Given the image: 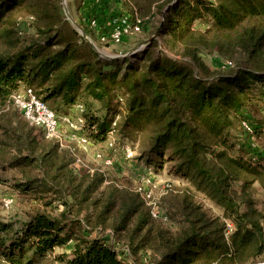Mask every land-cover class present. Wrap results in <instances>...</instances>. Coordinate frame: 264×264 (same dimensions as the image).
Returning a JSON list of instances; mask_svg holds the SVG:
<instances>
[{
  "label": "trees",
  "instance_id": "trees-1",
  "mask_svg": "<svg viewBox=\"0 0 264 264\" xmlns=\"http://www.w3.org/2000/svg\"><path fill=\"white\" fill-rule=\"evenodd\" d=\"M122 1L139 15L159 14L164 18L159 33L167 37L162 43L157 38L146 42L132 57L108 61L65 18L60 0H0V104L11 102L24 86L65 111L80 104L84 133L103 143L102 152L110 151L106 139L111 134L135 151L130 136L139 133L136 158L152 170L169 162V172L190 184L178 194H166L172 195L173 230L156 226L165 220L153 218L137 194L114 181L104 183L100 169L75 167L69 149L48 140L54 144L36 159L33 138L15 137L18 152L10 164L35 165L40 172L39 178L16 185L26 190L39 184L44 195L38 198L48 196L45 205L58 201L65 209L57 215L36 209L19 224L0 219V264H49L58 247L64 249L53 259L61 264L146 262L147 247L158 255L155 264L261 260L264 215L252 189L255 182L264 184V148L246 139L264 135V118L257 119L250 107L255 100L264 117V0ZM25 36L23 46L10 39ZM203 53L226 64L212 70ZM106 65L112 67L105 70ZM54 147L72 156L70 169L56 164ZM197 193L233 219L229 243L223 221L202 208ZM74 204L80 232L64 221ZM108 219L113 233H125L130 261L104 236Z\"/></svg>",
  "mask_w": 264,
  "mask_h": 264
},
{
  "label": "rangeland",
  "instance_id": "rangeland-1",
  "mask_svg": "<svg viewBox=\"0 0 264 264\" xmlns=\"http://www.w3.org/2000/svg\"><path fill=\"white\" fill-rule=\"evenodd\" d=\"M82 1L84 0H60L63 14L65 18L70 22V24L78 31V33L83 35L85 40L89 42L96 51H98L100 56L104 59H107L108 61L116 58H123L126 55L132 57V55H134V52L137 53L138 51L142 50L146 42H148V38L151 35H153V33L158 28L160 21L162 19V17L159 14L153 15L152 17H150L148 14L145 16L139 15L145 21V23L147 22L146 24L147 26L145 28H141L136 33H130L125 35L120 43H112L110 40L103 41L99 39L100 37L99 32H97V30L93 28L89 29L84 23V21L81 19L80 10L82 8ZM122 6L123 8L125 7L128 12H130L128 4H125L124 2L121 1V7ZM84 28L89 32V35L86 36L84 34V30H83ZM107 30L108 29L104 31L107 32ZM29 36H25L23 38L15 37V39L14 38H10V39L12 40V43L18 42L20 46H23ZM166 37L167 36H162L161 33H159L157 39L159 40L160 43H162V40H164ZM89 38H91V42L89 41ZM202 59L205 62V64L212 70H217L220 68V66L226 64L222 59H219L218 57L208 53L205 54L203 53ZM110 67L112 66L106 65L103 67V69L107 70L110 69ZM47 104L50 107L52 106L51 108L57 111L59 110V112L63 113L65 111V108L62 105L58 107L57 104H52L48 102ZM250 107L252 114L257 119L264 118L258 113L257 111L258 105L256 104L255 100L253 104L250 105ZM93 108L95 110H99L100 106L97 103L96 104L93 103ZM68 112H70L74 118H76L79 115L77 112L74 111H68ZM68 112L65 111V113ZM125 135L127 136V132ZM21 136L24 139H28V140H31L33 138V142H34L33 155L36 159L39 158L42 153L46 152L48 148L52 146V144H54L53 142L48 141L43 137L42 130L39 127L28 124L20 114L19 110L12 104V102H9L7 100L2 104H0V196L2 195V196L12 197L13 203L8 208L3 207L0 203V219L5 221L8 220L17 221L16 223L25 219L28 214H31L36 209H40V210L46 209L48 211H51L55 215L61 213L65 209V206L59 203L58 201L52 202L49 205H45V203L48 201V196L44 198L43 201L38 198V195L40 194L44 195L43 189L39 186V184H35V186L29 185L28 187H33V188L26 190H23L20 188V186L16 185L18 183L26 182L25 178L26 179L39 178L40 176V172L38 171V168L35 165L10 164L14 161V157L17 156V152H18L17 148L13 145L15 141L14 138L15 137L18 138ZM130 137L131 139H133L136 148L134 158L131 159L130 161L124 160L121 162L119 160L121 153L119 150H117L115 151L116 156H115V164L113 167L108 166L107 168L106 167L107 165L103 163V161L105 160V156L107 155L106 154L107 152L103 153V156L98 155L99 153H101L99 149L102 148L103 143L94 142V145L91 146V152L77 151L76 153L83 159L86 165H91L94 168L104 170L108 180L116 182L117 184H119L120 188H123L129 191L130 193L134 194L135 193L134 187L139 182L138 178H140L141 176L145 177L146 173L144 171L145 162L136 158L137 156H139L140 134L132 132ZM251 141H253L256 147H259V149L264 148V135H260V137H254V138L249 137L248 141L246 139V142H251ZM242 142H244V140ZM53 149H54L53 155H55L54 160L56 164L61 162L66 163L67 168L70 169L72 156L70 157L68 153L67 155H65L64 152L61 150L66 148L59 149L58 147H54ZM118 165L121 168V170L117 168ZM130 165H135L136 168L135 173L133 170L130 169ZM170 166L171 163L166 162L162 169L153 170L155 179H151L149 187L152 190V194L158 199V201L160 199L161 212H163L165 216L164 223L162 222L160 223L157 221L156 226H162L164 227V229L173 230L175 221L172 219V214L169 212V208H170L169 204L170 202H173L171 200L172 195L162 196L159 193L162 190L164 184L167 182L171 184V189H173L171 192L175 194L176 193L178 194L182 190L189 188L190 184L188 181L182 179L181 177L175 175L174 173H170L169 172ZM252 190L254 194L253 199L255 206L258 209H261L264 215V207H263L264 184H259L255 182ZM195 199L202 204V208L205 211H207L209 215H211L212 217H218L219 220L223 221L225 225V229H224L225 237L227 242L229 243L228 238L231 227L229 225H232L231 229H233L234 227L233 219L230 216L224 214V210L221 207L214 204L203 194L197 193ZM69 201H72V198H70ZM45 206L46 208H44ZM77 208H78L77 205L74 204V207L71 209V212L67 214V217L65 218L64 221L70 228L72 227L75 231L78 230L80 232L79 229L80 224L78 223L79 222L78 218H73L74 215L77 213L76 212ZM84 213H85V209H83L79 214H77V217H82ZM89 222L91 224V215L89 218ZM111 222H112L111 219L107 220V226L104 232V236L110 238V241L113 242L114 247L118 251L119 255L122 258H124V260L130 261L131 256L129 254L126 255L124 252L128 248L127 247L128 241L126 235L124 232L113 233L110 226ZM132 226H134L133 220L129 222V228H131ZM136 240L137 239H135L134 242L135 244H136ZM63 249H64L63 247L55 248L54 251L48 257L49 259L48 263L61 264L60 262H54L53 258L59 253H61ZM145 249H146V254L148 255L147 257H149L148 261L141 262L140 260H136L135 264H155L158 261V255L155 252L153 253V251L149 247ZM138 251L139 250H136V254H134L135 258L138 257L139 255ZM150 259L151 262H149ZM260 259L264 260V253L262 254V256H260ZM255 263L256 260L247 262L246 264H255Z\"/></svg>",
  "mask_w": 264,
  "mask_h": 264
},
{
  "label": "built area",
  "instance_id": "built-area-1",
  "mask_svg": "<svg viewBox=\"0 0 264 264\" xmlns=\"http://www.w3.org/2000/svg\"><path fill=\"white\" fill-rule=\"evenodd\" d=\"M110 1L116 0H109V2ZM84 2L85 0L82 1V6ZM83 19L86 21L85 24L89 29L93 28L99 32V39L103 41L110 40L112 43H120L125 35L136 33L143 26V19L135 12L133 14H112L108 20L110 22L109 25L111 26L107 32L99 30V28H102V24L96 16H87L83 17ZM89 41L91 42V38H89ZM11 102L19 110L20 114L28 124L39 127L43 131L44 137L47 140L55 141L61 148H67L73 152V155L75 156V167L82 165L90 172L93 171V168L88 167V165L84 163L83 159L76 153L77 151L91 152V146L94 145V141L84 133L85 127L81 116L83 107L80 104H77L75 107L68 110L77 112L79 115L76 118H74L68 111V113L57 114L34 93L31 87L28 86L21 87L18 91L14 92L11 95ZM117 117L118 116H115L113 119V125L115 124ZM117 137L118 136L111 134L106 139L107 149L110 151L106 153L107 155L105 156L103 163L107 165V168L108 166H114L116 156L115 151L117 150L121 153L119 158L121 162L124 160L130 161L135 155V151L133 147H131L130 143L124 141L122 144H119L117 143ZM118 145H120V147H118ZM100 152L101 153L98 154L99 156H103V153H105L104 151ZM117 168L121 170L119 165ZM100 170L103 171L105 176L104 183L113 182L108 180L104 170ZM144 171L146 176L138 178L139 182L134 187V192L143 201L145 206L149 208L150 214L153 218L165 220V216L163 212H161L160 199L158 201V199L152 194V190L149 187L151 179H155L153 174L154 171L148 167H145ZM114 183L119 185L116 182ZM172 190L171 184L167 182L164 184L159 194L164 196ZM0 203L3 207L8 208L12 205L13 198L1 195ZM229 226L232 227V225ZM231 227L230 231L232 230ZM255 264H264V260H258Z\"/></svg>",
  "mask_w": 264,
  "mask_h": 264
},
{
  "label": "crops",
  "instance_id": "crops-1",
  "mask_svg": "<svg viewBox=\"0 0 264 264\" xmlns=\"http://www.w3.org/2000/svg\"><path fill=\"white\" fill-rule=\"evenodd\" d=\"M121 1L122 0H116L114 2H109L108 4L102 3L101 1L98 0H85L80 12H81V19L84 21V23H86V21L83 19V17H87V16H98L101 19L98 18V20L101 22L102 24V28H99L100 31H104L106 29H109L111 25L109 20V17L114 14V13H129V14H133L134 12L138 13L137 10H135V7L133 5L129 4V9L130 12L127 11V9L123 8V6L121 7ZM124 2V1H122ZM86 15V16H85ZM149 18V17H148ZM147 18V19H148ZM146 19V21H147ZM143 26L142 28H145L147 25V22L145 23V21L143 20ZM98 32V31H97ZM130 169L134 171L135 173V165H130ZM67 250V249H66Z\"/></svg>",
  "mask_w": 264,
  "mask_h": 264
},
{
  "label": "water",
  "instance_id": "water-1",
  "mask_svg": "<svg viewBox=\"0 0 264 264\" xmlns=\"http://www.w3.org/2000/svg\"><path fill=\"white\" fill-rule=\"evenodd\" d=\"M163 23H164V18L162 19L161 23L159 24L158 28H157L156 31L153 33V35H151V36L148 38V43L151 42L153 39H155V38L158 37L159 32H160V29H161Z\"/></svg>",
  "mask_w": 264,
  "mask_h": 264
}]
</instances>
